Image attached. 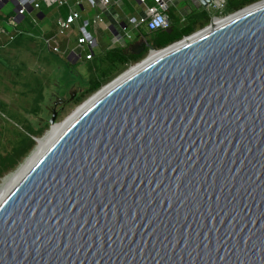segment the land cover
<instances>
[{"label":"water","instance_id":"water-1","mask_svg":"<svg viewBox=\"0 0 264 264\" xmlns=\"http://www.w3.org/2000/svg\"><path fill=\"white\" fill-rule=\"evenodd\" d=\"M131 53L0 202V264H264V0Z\"/></svg>","mask_w":264,"mask_h":264},{"label":"crops","instance_id":"crops-1","mask_svg":"<svg viewBox=\"0 0 264 264\" xmlns=\"http://www.w3.org/2000/svg\"><path fill=\"white\" fill-rule=\"evenodd\" d=\"M70 7L79 11L81 19H91L95 15H101L103 24L93 26L89 29L95 40V45L91 51L92 59L86 61L85 55L89 52L85 50H78L75 47V39L77 37V31L74 27L73 30L66 36L57 35L56 20L58 18H65L68 14L69 9L67 7H50L47 8L44 4H41L40 9L37 11L28 10V14L22 18H16L15 4L12 0H6L4 5L0 6V47L8 44V37L2 34V31L10 33L13 36L14 31H21L22 34H30L31 38L43 43L48 40L51 45L57 46L59 52L52 53L50 55H59L61 60L64 62L66 69L69 70V74L72 77L73 72L70 70L75 65H82L87 71V77H76L70 78V84L60 86L58 82L50 83V94L53 96H59L58 90L66 91V93L80 95L85 86H82L88 79V69L90 67H99V65L105 67L108 63L107 55L116 50L136 51L141 42L146 43L150 46L148 41L151 40L152 34L147 31L144 27H138L133 29L128 25L129 18H139L143 15V9L138 4L137 0H113L117 3L103 8L99 4L95 9H90L87 3L83 0H68ZM81 2L79 6H75L76 2ZM8 4H11L9 9ZM191 4L195 6V0H173L167 10L164 12L166 19H169V25L173 22H177L180 27L186 24V20L192 13ZM230 5V2L228 6ZM206 13V12H205ZM226 13V11L224 12ZM36 18L37 23H33V19ZM123 30H126L131 39L127 40L123 38ZM160 32V31H159ZM119 38L120 41L116 42ZM17 39V38H16ZM15 39V40H16ZM14 40V41H15ZM156 51V50H155ZM80 56V57H79ZM46 64L51 68V62L46 61ZM53 69V68H52ZM119 69V67L117 68ZM116 69V70H117ZM57 71L54 68V73ZM115 72V70H114ZM53 73V74H54ZM79 81V83H78ZM105 82V81H104ZM70 85V86H69ZM57 90V92H56ZM80 92V93H79ZM79 93V94H78Z\"/></svg>","mask_w":264,"mask_h":264},{"label":"rangeland","instance_id":"rangeland-1","mask_svg":"<svg viewBox=\"0 0 264 264\" xmlns=\"http://www.w3.org/2000/svg\"><path fill=\"white\" fill-rule=\"evenodd\" d=\"M229 2L231 3L232 1ZM8 6L10 9L11 4H8ZM191 7L193 12H197L194 5L191 4ZM227 16L228 14L226 13L218 15L219 19ZM209 24L210 22L206 26ZM206 26L197 28L194 33L203 30ZM25 35L32 37V35L27 33ZM43 45V43L34 40V42L21 43L20 45L9 44L0 47V105L4 107L0 108L1 157H4L10 151L17 137L26 136L28 127L40 122L39 119L42 120V126L38 128V136L31 137L32 140L42 139L50 131L48 119L43 111L44 105L47 103L46 98L51 97L48 94L53 91L49 88L50 83L55 81L62 86L70 84L71 81L69 80L72 77H76L79 80V77H87V71L81 64L75 65L70 69L73 72L71 77L69 70L66 69L64 62L60 59L61 57L59 55H50ZM146 57L147 54L141 60ZM141 60L131 63L126 68L115 70L103 86L118 78ZM46 61L51 62V68L45 63ZM54 68L57 69L55 73ZM40 92L43 93L44 97L42 102L37 101ZM58 93H61L60 97H64L66 91L59 89ZM93 94L75 95L72 100L70 99L56 117V124H61L68 119ZM36 146L35 143V146L19 160L13 169L0 176V184L5 177L15 172L26 161Z\"/></svg>","mask_w":264,"mask_h":264},{"label":"built area","instance_id":"built-area-1","mask_svg":"<svg viewBox=\"0 0 264 264\" xmlns=\"http://www.w3.org/2000/svg\"><path fill=\"white\" fill-rule=\"evenodd\" d=\"M6 0H0V6L4 5ZM15 4V14L16 18L25 17L28 14V10L37 11L40 9L41 4H44L47 8L50 7H67L69 9L68 14L65 18H58L56 20L57 35L66 37L75 27L77 31V37L75 39V47L78 50H85L89 53L85 55L84 59L89 61L92 59L91 51L95 45V40L89 29L93 26L103 24V19L101 15H95L91 19L82 20L79 11L72 9L68 0H12ZM88 4L90 9H95L99 4L103 8L117 3L113 0H83ZM173 0H137L138 4L143 9V15L139 18H129L128 25L133 29L138 27H144L147 31L157 32L166 31L170 28L169 23L166 21V16L164 12L167 10L168 6L172 4ZM175 1V0H174ZM229 1L233 0H211L210 3L212 7L207 5L203 7L199 0H195V5L197 6V13L206 12L210 16V23H215L216 19H219L218 15H222L228 8ZM81 2H76L75 6H79ZM245 8V7H244ZM242 10V9H241ZM238 10L236 12H239ZM33 23H37L36 18L33 19ZM5 36L8 37V44L12 43L18 36L22 35L21 31H14L13 36L10 33L3 32ZM123 38L130 40L131 36L126 31L123 30ZM185 38V37H184ZM120 39L117 38L116 42ZM46 49L48 52L56 53L59 52L57 46L51 45V42L44 41ZM80 57V56H79Z\"/></svg>","mask_w":264,"mask_h":264},{"label":"trees","instance_id":"trees-1","mask_svg":"<svg viewBox=\"0 0 264 264\" xmlns=\"http://www.w3.org/2000/svg\"><path fill=\"white\" fill-rule=\"evenodd\" d=\"M258 1L260 0H233L227 8L226 14L241 10L244 7H247ZM209 22L210 16L205 12L192 13L186 20V24L182 27H180L177 22H173V24L170 25V28L166 31L151 32L152 38L150 41H148V43L151 44V48L153 50L157 51L164 49L167 46L180 41L184 37L192 35L197 28H203ZM29 42H33V38L22 34L21 36L17 37L15 41L10 43V45H20L21 43ZM145 54L147 53H144L140 56H134L128 51L122 50H116L109 53L107 55L108 63L105 67L99 65V67H90L88 69V79L84 84H82L83 86H86L85 89L82 90L80 96L97 92L113 75L114 70H116L118 67L122 69L126 68L131 63L141 60ZM43 100V93L40 92L37 97V101L42 102ZM0 108L4 107L0 105ZM39 126V123H36L34 126H29L27 135L18 136L15 143H13L11 146L10 151L4 157L0 156V176L13 169L19 160L27 155L28 152L35 146V142L32 140V138L38 136V128H40Z\"/></svg>","mask_w":264,"mask_h":264},{"label":"bare ground","instance_id":"bare-ground-1","mask_svg":"<svg viewBox=\"0 0 264 264\" xmlns=\"http://www.w3.org/2000/svg\"><path fill=\"white\" fill-rule=\"evenodd\" d=\"M220 19H216L215 23H219ZM157 56L156 53L151 54L150 58L154 59ZM136 68H132V72ZM95 100L87 102L83 106L79 107L68 119L61 124H56L51 127V130L46 133L42 139H37L38 146L33 151L32 155L26 159V161L12 174L8 175L2 180L0 184V202L10 192L12 187L30 170L34 163L40 158V156L52 145V143L58 138L59 134L68 126V124L81 112L88 104Z\"/></svg>","mask_w":264,"mask_h":264},{"label":"flooded vegetation","instance_id":"flooded-vegetation-1","mask_svg":"<svg viewBox=\"0 0 264 264\" xmlns=\"http://www.w3.org/2000/svg\"><path fill=\"white\" fill-rule=\"evenodd\" d=\"M236 12V11H235ZM235 12H232L235 13ZM230 15V14H228ZM71 93H66L65 96L63 97H60L59 96H53V95H50L51 97H48L46 98V101L47 103L44 105V112H45V115L47 117V119L49 120L50 119V116L52 114L53 111H55L56 113V117L59 115V112L68 104V102L70 101V97H71ZM39 121L41 122H37L39 123V127L42 126V120L39 119Z\"/></svg>","mask_w":264,"mask_h":264}]
</instances>
